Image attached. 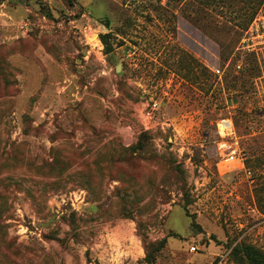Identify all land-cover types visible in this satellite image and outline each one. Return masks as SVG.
Here are the masks:
<instances>
[{
    "label": "rangeland",
    "instance_id": "1",
    "mask_svg": "<svg viewBox=\"0 0 264 264\" xmlns=\"http://www.w3.org/2000/svg\"><path fill=\"white\" fill-rule=\"evenodd\" d=\"M188 9L0 0V264H147L148 245L162 247L155 264L264 251V46L242 48L236 15L226 35Z\"/></svg>",
    "mask_w": 264,
    "mask_h": 264
},
{
    "label": "trees",
    "instance_id": "2",
    "mask_svg": "<svg viewBox=\"0 0 264 264\" xmlns=\"http://www.w3.org/2000/svg\"><path fill=\"white\" fill-rule=\"evenodd\" d=\"M70 1L73 2L74 0ZM186 2L189 6L187 17L192 22L203 23L204 29H208L211 24H215L216 28L221 26L219 32L226 35H231L232 32L235 31V25H233L228 18H232L233 15H236L237 18L244 19L247 25L244 27V31H247L252 21L264 6V0H186ZM111 38L112 33L100 35L107 55L112 54L115 50ZM193 72H195L193 79L196 83L203 84L204 80L209 81L207 68L197 60L194 61ZM138 143L135 150L146 152V142L140 139ZM23 158H26L25 153ZM74 185L77 186L76 183H74ZM65 187H67V185H65ZM10 219L11 215H9L8 212L0 214V230L8 227L7 222ZM147 248L148 253L145 262L147 264H155V252L161 251L162 247H158L156 251L151 252L149 245ZM233 256L237 264H264V251L251 244L241 243L237 245L233 250Z\"/></svg>",
    "mask_w": 264,
    "mask_h": 264
},
{
    "label": "built area",
    "instance_id": "3",
    "mask_svg": "<svg viewBox=\"0 0 264 264\" xmlns=\"http://www.w3.org/2000/svg\"><path fill=\"white\" fill-rule=\"evenodd\" d=\"M23 29L25 26L22 27ZM264 46V6L257 14L255 19L250 24L248 30L246 31V35L242 40V48L249 52H253L257 50V48ZM218 74L221 73L220 70L216 71ZM150 116V114H148ZM220 131L222 134L226 135L227 137H232L235 134L234 126L231 120L225 119L220 123ZM237 150H234L228 155H225L227 158L223 160H227L231 157H236ZM239 161L242 162L243 168L244 166V159L242 157L239 158ZM246 170V169H245ZM247 175L252 176L250 171L246 170ZM192 250H196V247H192Z\"/></svg>",
    "mask_w": 264,
    "mask_h": 264
},
{
    "label": "water",
    "instance_id": "4",
    "mask_svg": "<svg viewBox=\"0 0 264 264\" xmlns=\"http://www.w3.org/2000/svg\"><path fill=\"white\" fill-rule=\"evenodd\" d=\"M120 71H121V66L118 65V66H117V72H120Z\"/></svg>",
    "mask_w": 264,
    "mask_h": 264
}]
</instances>
